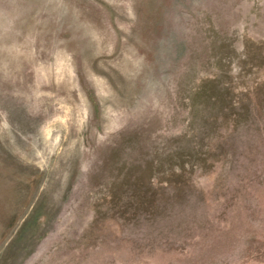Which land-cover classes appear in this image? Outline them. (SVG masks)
I'll return each instance as SVG.
<instances>
[{"label": "rangeland", "instance_id": "obj_1", "mask_svg": "<svg viewBox=\"0 0 264 264\" xmlns=\"http://www.w3.org/2000/svg\"><path fill=\"white\" fill-rule=\"evenodd\" d=\"M0 264H264V0H0Z\"/></svg>", "mask_w": 264, "mask_h": 264}]
</instances>
